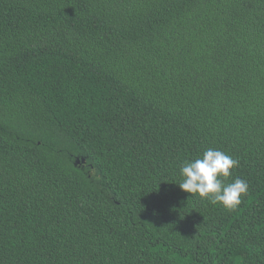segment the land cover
Segmentation results:
<instances>
[{
	"label": "trees",
	"instance_id": "1",
	"mask_svg": "<svg viewBox=\"0 0 264 264\" xmlns=\"http://www.w3.org/2000/svg\"><path fill=\"white\" fill-rule=\"evenodd\" d=\"M0 264H264V0H0Z\"/></svg>",
	"mask_w": 264,
	"mask_h": 264
},
{
	"label": "clouds",
	"instance_id": "2",
	"mask_svg": "<svg viewBox=\"0 0 264 264\" xmlns=\"http://www.w3.org/2000/svg\"><path fill=\"white\" fill-rule=\"evenodd\" d=\"M238 164V160L225 152L208 148L202 157L183 163L180 169L183 180L179 186L188 193L210 199L212 203L235 207L241 202V196L248 192V183L237 178L234 182L225 184L221 177H229L231 169Z\"/></svg>",
	"mask_w": 264,
	"mask_h": 264
}]
</instances>
